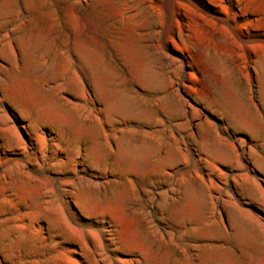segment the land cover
Masks as SVG:
<instances>
[{
  "label": "rangeland",
  "instance_id": "rangeland-1",
  "mask_svg": "<svg viewBox=\"0 0 264 264\" xmlns=\"http://www.w3.org/2000/svg\"><path fill=\"white\" fill-rule=\"evenodd\" d=\"M0 264H264V0H0Z\"/></svg>",
  "mask_w": 264,
  "mask_h": 264
}]
</instances>
